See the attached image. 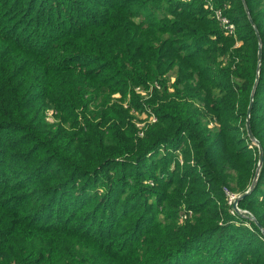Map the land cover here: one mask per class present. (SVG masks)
<instances>
[{
    "label": "trees",
    "instance_id": "16d2710c",
    "mask_svg": "<svg viewBox=\"0 0 264 264\" xmlns=\"http://www.w3.org/2000/svg\"><path fill=\"white\" fill-rule=\"evenodd\" d=\"M213 1L234 35L203 0H0V264H264V0ZM259 51L261 230L224 192L258 165ZM158 146L182 163L147 174Z\"/></svg>",
    "mask_w": 264,
    "mask_h": 264
},
{
    "label": "rangeland",
    "instance_id": "374dc122",
    "mask_svg": "<svg viewBox=\"0 0 264 264\" xmlns=\"http://www.w3.org/2000/svg\"><path fill=\"white\" fill-rule=\"evenodd\" d=\"M205 2V0H203ZM212 5L214 8L217 9L216 5L214 4V1L212 0ZM223 11L224 8H219ZM213 16V15H212ZM213 19L216 21V19L213 16ZM217 22V21H216ZM218 23V22H217ZM219 25V24H218ZM220 27V26H219ZM226 35V34H225ZM229 36V35H226ZM143 92V91H141ZM146 93V91H145ZM148 118L145 115H142L140 117H138V119H136V122L139 121H144L147 120ZM140 126H143V124H141ZM167 153H173L175 158H177V160L180 162V164L182 163V157L180 155L179 152L172 150L171 148H168L166 146H158L154 149V151H152L150 154L147 155V157L144 160V165L146 170H144L147 174H151V172L153 174H157V168L158 167H163V170H167V165L163 166L161 163V158L166 156ZM147 159V160H146ZM241 214L244 216V219L246 218V220H251V216L250 213H247V211L245 210H241ZM246 226H249V224H247Z\"/></svg>",
    "mask_w": 264,
    "mask_h": 264
},
{
    "label": "water",
    "instance_id": "95a60500",
    "mask_svg": "<svg viewBox=\"0 0 264 264\" xmlns=\"http://www.w3.org/2000/svg\"><path fill=\"white\" fill-rule=\"evenodd\" d=\"M245 11L248 12L247 8H245ZM251 25L253 26V22L250 21ZM256 32V35L258 37V33L257 31L255 30ZM260 59H261V53L260 51L258 52V67H257V79H256V82L253 86V90H252V95H251V98H250V104H249V107L247 109V120H246V128H247V134H248V137L249 139L253 142V144L258 148V152H259V156H258V165H257V169H256V172H255V176L253 178V181H252V184L250 185V187L248 188V190L240 195H238L234 201L232 202V210L235 214H237L238 216L240 217H244L242 214H241V210L238 208V203L240 200H242L245 196H247L248 194H250V192L253 190V188L255 187L256 183H257V180H258V177H259V174H260V168H261V165H262V162H263V158H262V151H261V147L259 145V143L256 141V139L253 137L252 133H251V130H250V126H249V121H248V118H249V114H250V111H251V107H252V101H253V94H254V91H255V88L257 86V80H258V73H259V68H260ZM251 220L254 221V218L251 217ZM254 223L257 225V227L261 230V227L260 225L254 221Z\"/></svg>",
    "mask_w": 264,
    "mask_h": 264
},
{
    "label": "built area",
    "instance_id": "2783aa9c",
    "mask_svg": "<svg viewBox=\"0 0 264 264\" xmlns=\"http://www.w3.org/2000/svg\"><path fill=\"white\" fill-rule=\"evenodd\" d=\"M205 6L209 11L212 12V15L214 16V18L218 22V24H219L220 28L222 29V31L224 32V34L229 35V36L234 35L235 30H236L235 25L229 20L228 17H226L223 14V11L221 9L214 8L212 5V0H205ZM224 192L228 196L229 204L232 205V202L234 201V199L237 196L230 194L226 189H224ZM232 213H234L233 210H232Z\"/></svg>",
    "mask_w": 264,
    "mask_h": 264
}]
</instances>
